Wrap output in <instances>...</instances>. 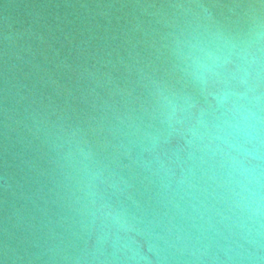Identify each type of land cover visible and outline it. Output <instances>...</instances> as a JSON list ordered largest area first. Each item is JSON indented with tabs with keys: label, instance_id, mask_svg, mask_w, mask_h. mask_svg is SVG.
<instances>
[{
	"label": "water",
	"instance_id": "1",
	"mask_svg": "<svg viewBox=\"0 0 264 264\" xmlns=\"http://www.w3.org/2000/svg\"><path fill=\"white\" fill-rule=\"evenodd\" d=\"M260 30L264 0H0V264H264V222L193 135L224 91L264 101V66L241 84L233 56L201 86L177 54Z\"/></svg>",
	"mask_w": 264,
	"mask_h": 264
},
{
	"label": "clouds",
	"instance_id": "2",
	"mask_svg": "<svg viewBox=\"0 0 264 264\" xmlns=\"http://www.w3.org/2000/svg\"><path fill=\"white\" fill-rule=\"evenodd\" d=\"M264 30L254 32L246 44L238 45L226 41L218 35L208 34L205 37L194 36L178 48V56L184 65L185 73L201 86L215 82L221 76L225 67L232 65L233 56L240 63L235 64L234 78L241 84H248L255 72L260 75L264 66L261 53L264 48ZM247 92L232 90L222 92L217 103L223 109L217 123L211 131L193 132L201 140H207L215 145V151L227 161V186L233 204L253 224L264 222V169L252 160L261 158L259 147L264 146V103L260 97H252ZM167 101L170 109L167 118L173 119L178 111L177 105ZM206 127V126H205ZM79 161L82 170L87 174L88 157L81 153ZM102 211L107 206L100 205ZM104 215L116 223H121L122 214L114 211H104Z\"/></svg>",
	"mask_w": 264,
	"mask_h": 264
}]
</instances>
